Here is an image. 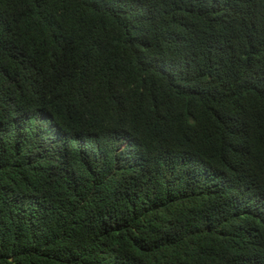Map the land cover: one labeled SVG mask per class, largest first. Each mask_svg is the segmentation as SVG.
<instances>
[{
  "label": "trees",
  "instance_id": "1",
  "mask_svg": "<svg viewBox=\"0 0 264 264\" xmlns=\"http://www.w3.org/2000/svg\"><path fill=\"white\" fill-rule=\"evenodd\" d=\"M0 264H264V0H0Z\"/></svg>",
  "mask_w": 264,
  "mask_h": 264
}]
</instances>
